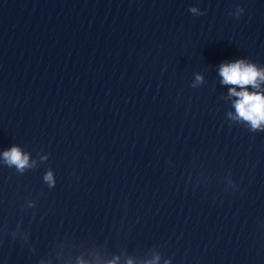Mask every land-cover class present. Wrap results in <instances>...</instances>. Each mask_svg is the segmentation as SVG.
I'll return each instance as SVG.
<instances>
[{
    "label": "clouds",
    "instance_id": "obj_1",
    "mask_svg": "<svg viewBox=\"0 0 264 264\" xmlns=\"http://www.w3.org/2000/svg\"><path fill=\"white\" fill-rule=\"evenodd\" d=\"M220 74L224 78V83L239 85L252 83L257 76V72L252 67H245L242 62L222 65ZM232 92L240 97L236 103L239 116L251 120L253 127L259 126L260 122L264 121V98L257 94H249L246 91L236 93L233 89ZM4 157L10 164H15L21 169L27 165V156H22L19 149L15 147L6 151ZM46 179L51 181V174Z\"/></svg>",
    "mask_w": 264,
    "mask_h": 264
}]
</instances>
